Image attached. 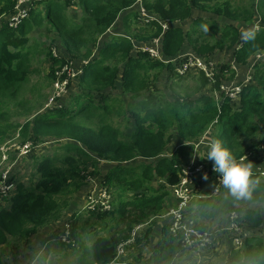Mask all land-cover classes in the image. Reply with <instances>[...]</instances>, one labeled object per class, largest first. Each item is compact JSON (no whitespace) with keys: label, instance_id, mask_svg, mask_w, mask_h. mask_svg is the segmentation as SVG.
<instances>
[{"label":"trees","instance_id":"1","mask_svg":"<svg viewBox=\"0 0 264 264\" xmlns=\"http://www.w3.org/2000/svg\"><path fill=\"white\" fill-rule=\"evenodd\" d=\"M16 1L0 0V15L13 14ZM78 1L84 9L79 22L71 21L64 13L76 0H47V5L44 4L46 0H35L38 9L33 5L29 16L17 27L0 22V146L15 136L22 142L31 140L34 144L39 143L42 136L68 140L63 145L66 149L63 156L41 157L36 169L39 178L33 187L19 183L9 204L0 208V247L10 242L14 246L26 242L44 226L59 220L87 180L101 175L100 164L104 160L113 163L103 174L102 181L114 195L113 206L110 210L88 211L100 219L89 246L83 245L88 230L78 224V218L72 217L68 220V241L62 240L57 233L46 236L45 255L55 249L52 244H56L66 249L62 256L77 257L73 264H173L172 255L162 254L167 247L166 240L159 243L151 255L144 254L153 233L148 223L165 211V203L172 186L180 178L182 165L191 158L193 142L210 130L211 141L219 140L237 160L247 156L249 151L256 154L264 148V62L252 64L251 61L256 52L264 49V0H249L246 5L242 0H142L145 9L170 22V28L163 31L156 20L132 28L128 19L137 21L140 14L130 12L125 19V35H111L110 41L101 40L104 43L95 56L88 52V46L99 45L98 39L105 36L120 14L138 0ZM198 11L223 16L227 22L220 27L216 18H210L209 28L201 29L199 27L207 20L198 16ZM44 20L59 35L68 54L78 55L82 49H87L86 55L91 59L78 74V83L84 89L97 90L101 101H82L77 111L74 107H62L40 112L23 123L14 121L10 118L12 107L23 102L16 97L33 72L27 48L29 33ZM258 20L259 27L251 30L254 37L243 39L239 25L242 22L254 25ZM186 23H190L188 29L184 28ZM160 35L165 57H176L191 50L210 62L217 51H228L237 67L233 68L232 62L221 65L218 62V71L210 79L202 70L181 75L173 71L171 64L147 53H133L135 39L148 42ZM47 54L52 62L49 74L54 79L53 65L68 59H58L52 50ZM111 60H115L114 64ZM242 67L245 68L243 74ZM248 69H252V79L244 85L238 100L233 101L225 92L216 99L207 91L220 90L225 79H233L236 75L242 83ZM163 70H168V79H172L168 96L156 88ZM194 77L200 81L196 93L176 90L174 85L178 80H193ZM118 79L120 88L130 100L121 101L120 105L109 104L104 90L114 88ZM120 107H124L123 112L134 121L135 128L128 133H123L115 122V109ZM173 133L182 142L168 151ZM248 139L253 141L246 145ZM132 159L138 169L123 165L122 162ZM261 173L250 169L251 183L245 196L237 197L221 184L217 194L198 201L197 208L191 212L200 217L196 226L206 227L203 220L217 217L221 221V215L237 210L248 228H258L263 222L261 210L242 203L264 201ZM140 225L142 227L137 230ZM165 231L162 237H172L175 241L170 236L169 225ZM119 245L124 248L122 254L118 252ZM120 258L123 262H118ZM0 264L18 263L17 259L9 263L0 256ZM223 264H264V241L260 236L248 235L239 249L229 250Z\"/></svg>","mask_w":264,"mask_h":264},{"label":"rangeland","instance_id":"2","mask_svg":"<svg viewBox=\"0 0 264 264\" xmlns=\"http://www.w3.org/2000/svg\"><path fill=\"white\" fill-rule=\"evenodd\" d=\"M73 1L74 0H71V2ZM237 1L241 2V0ZM257 1L258 0H256V2ZM248 2L249 0H242L243 5L248 4ZM46 3L47 0L44 4ZM37 4L38 3H35L34 7L38 9ZM83 11L84 9L82 5L78 0H76V3L69 5L65 9L64 13L71 18V21L79 22ZM130 12L140 14L144 20H146V18L148 17V14L140 8L139 2L132 8L120 14L113 28L110 29L105 36L109 37V35L112 34L125 35V33L127 32L125 19ZM205 12L208 11H198V16H202L207 20L206 24L204 23L199 27L201 29L202 27L203 29L209 28V23H211L212 21L210 18H216L215 20L217 21L220 27H223V25L227 22L226 18H224L223 16ZM135 20V18L128 19L129 23H131L132 28L139 27L141 24H143L142 20ZM2 21H5V17L3 14L0 15V22ZM243 23L244 22H242L241 24L239 23L241 33L247 30L256 29L255 27L253 28L254 25H248ZM189 24L190 23H186L184 25V28L188 29ZM29 35L30 42L28 43L27 48L29 50V63L33 72L30 73L28 81L24 84L23 89H21L19 97H16L17 101L23 102L19 103L18 106L14 105L12 107L10 113V118L12 120L21 121L23 123L28 118L33 119L36 114H39L40 112L46 110H52L62 107H74V109L77 111L78 107H80V105L82 104V101H93L94 103H99L101 101L100 93L97 90L91 88L84 89L83 85H79L77 76L78 74L82 73L81 68L85 62L89 61V57L97 54L99 46H101V40H103V38L105 37L104 35L100 39H98L97 43L100 42L99 45L91 44L88 46V52H92L91 56L86 55V53L88 52L85 48L82 49L81 53L78 55L68 54V52L65 50L63 44L60 41L59 35L55 32V30L50 29V26L46 20H44L41 25L33 26ZM31 43L33 47L31 46ZM95 45L96 47H94ZM49 50H52L53 55L57 56L58 59H64L62 57L68 59V61L65 60L63 63H55L53 65L55 73L54 79L49 74V69L52 66V62L47 54ZM230 54L231 52L228 51H217L216 54L211 58V61H213L216 65L213 67V69H218V62L220 65L226 62L231 63L232 59H230ZM255 57L256 54L252 57L251 61L254 60ZM113 61L115 60H111L110 63L114 64ZM208 72H211L209 68ZM248 72L252 74V69H248L246 71L244 78L246 77ZM239 81L240 78L236 75V77L233 79H225L223 85L234 87L239 84ZM170 82H172V79L169 80L167 72L163 70L159 74L156 88L160 89V91H162L168 96L171 92ZM199 84L200 81L197 79V77H194L193 80L190 78L185 80H178L174 86L177 87L178 89L176 90L180 92L187 91L188 93L194 94L197 92L196 88L199 86ZM207 91L211 92V90ZM84 93H86V95H82ZM104 93L109 99V104L119 103L121 101H123V103H126L130 100V96L120 88L119 79L117 80L116 86L114 88H108L104 90ZM120 104L122 103H119V105ZM123 110L124 107L115 109L114 118L115 122L117 123V127L121 129L123 133H128L131 129L135 128V125L133 119L129 118V114L127 112H123ZM173 130L174 129L170 130L169 133H172ZM210 141L211 131L208 130L201 138L193 142L194 146L192 149L190 163L201 164L202 161H206V165H204L205 167L211 164V161L206 158L207 145ZM252 141V139H248L245 141V144L249 145ZM67 142V139L58 140L53 139L49 136H42L39 143L35 144L36 146L34 148L32 147L33 152L31 153L30 151L28 155H24L21 153L23 142L18 138V136L6 142L5 146L8 149L9 159L1 162L0 174H5L6 172H8L7 174L8 176H10V180L13 181L15 184L14 189L10 192L7 197L11 196L16 191L17 185L19 183H25L29 188H32L37 179L39 178V173L36 172V169L41 157L54 155L63 156V153L66 152V149L63 145H65ZM181 142L182 139L176 133H173L172 139L168 145V151H172ZM190 142L191 141L187 143ZM246 155L247 156L237 161H242L243 163L250 165V169L253 171L259 170L260 172H262L261 176L264 178V148H261V150L256 154L249 151ZM12 156H15V158L11 159ZM136 160L140 161L141 158H137ZM122 163L123 165H132L134 168L138 169L136 162L133 159ZM102 164H100V167L102 169V176L100 175L89 178L86 182V185L81 190H79L75 194V196L72 197V199L70 200V205L64 209L62 217L56 222L47 225L49 227L47 228V231L49 232L47 235L48 237L56 233L59 234V232L64 231L68 220L70 221L72 217H75L78 218L79 225H83L85 230H88L89 233L91 231V234L86 233L85 237L83 238V245L89 246L90 241H92V234L95 232L94 229H98L97 222L100 219L99 217L96 218L95 216H92L88 211L94 208L96 205H109L110 199L109 197L104 196L102 193L103 191H105L104 187L102 186V181L103 174L110 168L113 163L103 161ZM205 171L207 170L204 169V172ZM208 176H212V173H208ZM212 184H214L213 181H210L209 179L206 189H208L209 186H211ZM173 201L174 198L173 193L171 191L165 203V211L158 217H155L153 221L148 223V225H152L156 233L155 234L153 231V245L152 249H149L147 251L148 256L152 254V252L155 250L157 245H159V243H162L164 241H161L162 238H167L166 236L162 237V234L167 229V226L170 223L169 211L171 209V204ZM0 204V208L5 205L7 206L9 204V200L8 202ZM242 204L261 210L263 214V222L258 228H248V226H246L242 222V219L240 218L241 214L237 210H233L232 212H229L226 215H221V221H219L217 217L207 220L202 219L206 225V227H203L202 229L208 232L207 245L204 246L202 249H190L196 251V253L193 252L192 255H190V251H186L184 252V254L188 257L200 256L203 259L206 258L205 256H209V258H206V263L209 262L212 264H223L227 260L226 257L229 253V250L233 247L239 249L244 239L248 235L254 234L256 236H260V238L264 241V201H256ZM194 208H197L196 203L194 204ZM96 210L98 211L99 209ZM112 217L113 216H110V218ZM193 217H195V215H193ZM156 224H159V227H155ZM47 226H44L41 230H43ZM41 230H39L38 232L39 235H42ZM37 240L38 235L35 234L32 236V239L29 238L26 242H21L20 244H17V246H14L12 242L5 243L0 247V256H2V259L9 263H13L17 259L18 264H25L24 261L27 260V254L24 253V251L26 250L28 244L30 245L36 242V248H40L43 251V245H41V243ZM174 243L175 245H178L176 241H174ZM52 245L57 249V253L54 256L49 257V259H45L47 264H73L77 262L76 256H62V254L66 253V249H63L62 247L58 248L56 247V244L55 246L54 244ZM223 246H225V248ZM70 248L71 247H69V250H71ZM202 252L208 253L204 254ZM69 254L72 255L71 253ZM162 254L164 256H170L174 254V250H167L166 248L165 250H163ZM119 261L123 262L122 258H120L118 262ZM33 262L34 260L31 262V264ZM183 263L189 264L186 259L183 260Z\"/></svg>","mask_w":264,"mask_h":264},{"label":"built area","instance_id":"3","mask_svg":"<svg viewBox=\"0 0 264 264\" xmlns=\"http://www.w3.org/2000/svg\"><path fill=\"white\" fill-rule=\"evenodd\" d=\"M34 1L35 0H17L13 14L3 13L5 17V23H8L9 27L13 28L21 24L22 20L29 16L30 9L34 5ZM139 2L140 8L148 14L146 20H144L143 17L140 15V18H142L143 21L150 22L151 20H157L162 26L163 31L171 26L170 22L163 21L158 15L148 12L142 5L141 1ZM45 5H47V3ZM254 27H259V20L255 22L253 28ZM135 42L137 41L134 40V47L136 51L148 52L151 56L163 60L164 63H172L174 70L180 74H188L193 71L202 70L210 79H213L214 72L218 71V69H213V67L216 66L213 61L207 62L201 56L197 55L191 50H185L183 53H180L176 57H164L161 50L162 35L154 38L152 42ZM255 54L256 57L252 61V64L264 62V49L256 52ZM231 62L232 67L236 69L237 65L235 61L232 60ZM208 68L209 70H211V72H208ZM251 79L252 74L248 72L246 77L243 79L244 81L242 83L239 82V84L234 87H229L227 85H223L222 83L220 86V90H213L212 95H214L216 99H219L221 92H225L226 94H229V97L233 101H236L239 99L240 93L244 88V85L249 83ZM5 143L0 146V164L1 162L9 159L8 149L6 148ZM35 146L36 145L31 140H26L22 144L21 153L24 155H28L30 151L31 153L33 152V148ZM14 158L15 156L11 157V159ZM190 162L191 158L187 163L182 165L180 171V178L178 182L172 186L174 201L172 202L171 209L169 211V233L170 236H173V238L177 240L183 248H203L207 245L208 242V232L196 226V218L193 217V215L190 214L189 211L193 202L200 201L207 196H211L218 193L219 187L222 184L221 175L213 171V165L205 167L204 165L206 164L204 162H202L201 164H193ZM204 169H206L207 171L204 172ZM7 173L8 172H6L5 174H0V203L8 202L9 198L14 194L13 193L11 196L7 197L15 186L14 182L10 180V176H8ZM208 173H212V176H208ZM205 174L207 176L206 179L204 178ZM209 179L210 181L212 180L214 184H212L211 186H209L208 189H206ZM102 186L105 190L102 192L103 195L110 198L109 205L100 204L96 205L92 209L96 208L100 210H110L113 206V194L112 191L107 188V186L103 184ZM141 227L142 225L138 226L137 230H139ZM58 235H60L62 240L68 241L69 221L66 224L65 230L59 232ZM118 252L119 254H122L124 252V248L121 245L118 246Z\"/></svg>","mask_w":264,"mask_h":264},{"label":"clouds","instance_id":"4","mask_svg":"<svg viewBox=\"0 0 264 264\" xmlns=\"http://www.w3.org/2000/svg\"><path fill=\"white\" fill-rule=\"evenodd\" d=\"M138 1L135 3V5L139 3ZM141 3H142V1H141ZM139 20L143 21V19L140 18V17H139ZM145 23H147V22L143 21V24H141V25H144ZM112 35H118V34H112ZM110 36L111 35H109V37ZM109 37L105 36L103 39H105V41H107L109 39ZM253 37H254V32L251 31V30L244 31L242 33V38L245 39V40L252 39ZM162 40H163V38H162ZM109 41H110V39H109ZM135 41L142 42L141 40L139 41V40H136V39H135ZM152 41L153 40L148 41V42H152ZM148 42H143V43H148ZM101 44H103V42H101ZM162 48H163V46L161 45V50H162V53H163V49ZM140 52L149 54L148 52H144V51H136L135 47L133 48V53L135 55H137ZM97 53H98V51H97ZM95 55H93V56H95ZM151 57L163 62V60H161V59H159L157 57H154V56H151ZM166 58H170V57H166ZM90 59H91V57L89 58V61H90ZM88 62H86L83 65V68L86 66V64H88ZM165 64H171L172 67H173L172 63H165ZM83 68H82V72L84 70ZM166 71H168V70H166ZM173 71H175L174 68H173ZM176 73L180 74L178 72H176ZM181 75H187V74H181ZM212 91H211V94H212ZM206 158L208 160L212 161L213 171L216 172V173H219L221 175L222 184L225 187H227L232 192L233 195H235L237 197L247 195L248 189H249V185L251 183V181H250V165L245 164L242 161L238 162L237 159L231 154V152H229L221 144V142L219 140H212V141L209 142V144L207 145ZM204 178L205 179L207 178L206 174H205ZM195 203H198V201L197 202H193V204L191 206V209L189 211L190 214H191V212H193V208H194V204ZM195 218H196V221L199 219L196 216H195ZM200 229H202V228H200ZM175 241H177V240H175Z\"/></svg>","mask_w":264,"mask_h":264},{"label":"crops","instance_id":"5","mask_svg":"<svg viewBox=\"0 0 264 264\" xmlns=\"http://www.w3.org/2000/svg\"><path fill=\"white\" fill-rule=\"evenodd\" d=\"M245 68H240V72L243 74ZM104 161V160H103ZM103 166V164H102ZM200 218V217H199ZM47 226V225H46ZM155 227H159V224H156ZM47 228H49L48 226L46 228H44L42 231V235H39V233H36L38 235V240L41 245H43L44 243V240L46 239V236L48 235V231H47ZM50 231V229H49ZM154 233H155V230L153 229ZM156 234V233H155ZM35 235V234H34ZM33 236V235H32ZM32 236L30 237V239H32ZM153 238H154V234L152 233V239H151V242H150V246H147V249L145 248L144 249V254L145 255H148L147 251L149 249H152V241H153ZM163 240H166L165 243L167 244L166 248L167 250L168 249H171V250H174V254L172 255V262L173 264H184L183 263V260L186 259V261L189 263V264H212V263H206V258H209V256H205L206 258H201L200 256H190L188 257L187 255L184 254V252L186 251H190V255H192L193 252L196 253V251L194 250H190V249H185V248H182L181 246H178V245H175L174 241L167 236V238L165 239H161V241ZM32 241V240H31ZM30 243V242H28ZM36 243V242H35ZM35 243L33 244H28L26 250L24 251V253L27 254V260L24 261L25 264H31V262L34 260V262L32 264H47V262L45 261V259H49V257L51 256H54L56 253H57V249H52L50 251V253L46 254L40 249V248H36V245ZM225 248V246H223ZM40 251V252H39ZM204 254H207L208 252H202ZM227 255V253H226ZM212 257V256H210ZM227 258V257H226ZM21 263V261H20Z\"/></svg>","mask_w":264,"mask_h":264},{"label":"bare ground","instance_id":"6","mask_svg":"<svg viewBox=\"0 0 264 264\" xmlns=\"http://www.w3.org/2000/svg\"><path fill=\"white\" fill-rule=\"evenodd\" d=\"M63 74V73H62Z\"/></svg>","mask_w":264,"mask_h":264}]
</instances>
